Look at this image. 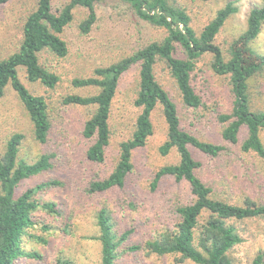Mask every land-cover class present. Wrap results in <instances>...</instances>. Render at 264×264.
Returning a JSON list of instances; mask_svg holds the SVG:
<instances>
[{
    "label": "rangeland",
    "instance_id": "374dc122",
    "mask_svg": "<svg viewBox=\"0 0 264 264\" xmlns=\"http://www.w3.org/2000/svg\"><path fill=\"white\" fill-rule=\"evenodd\" d=\"M70 0H51L53 12H58ZM235 2L238 10L230 15L214 42L224 55L230 42L246 27L248 13L263 0H169L183 8L190 17V25L198 34L214 17L216 11L227 2ZM36 0H12L0 6V59L16 51L22 40V25L34 9ZM96 21L88 33L79 29L86 18L87 9L76 7L72 21L64 28L61 37L67 44L66 55L59 57L47 49L39 52V62L59 80L53 88L39 82H30L24 68H18V76L27 89L43 96L48 103L51 129L45 143L34 138L33 124L16 91L7 85L0 97V157L13 133L24 137L19 146L18 159L33 162L42 153H51L53 167L38 175L23 179L16 188L20 194L25 189L45 180H58L60 185L39 191L41 201L56 203L57 214L44 210L34 213L36 224L29 232L46 238V243L24 236L23 248L36 251L41 259L21 257L13 264H58L57 258L71 260L74 264H100V242L96 238V216L100 208L108 210L113 231L119 236L124 230L131 233L120 245L115 264H195L180 261L178 255H156L145 250L128 251L131 244L143 245L153 240L164 229L174 228L179 220L177 206L193 199L189 184L177 181L172 175L159 179L152 186L156 171L167 164L179 161L175 148L166 155L159 152L167 136L162 107L157 104L151 113L153 133L143 147L132 152L133 168L122 187L92 192L90 183L107 177L119 158V144L130 138L140 107L134 104L138 91L139 64L130 66L119 78L110 108V140L105 148L103 162H92L86 150L92 140L82 136L85 121L95 110L94 105L65 104L69 94L89 96L99 91L94 86H75L74 78L93 75L97 67L117 62L153 41H161L167 30L137 16L133 8L122 0H103L95 3ZM251 46L264 53V23ZM176 57L185 53L177 47ZM210 52L200 55L191 73V84L201 98L197 108L184 105L176 82L166 63L158 60L154 65L156 80L168 92L177 107L181 127L197 138L225 146L217 156H210L189 146L192 156L201 165L197 176L212 189L214 198L230 203L243 204L246 198L264 204V161L253 152H244L240 144L246 135L243 128L237 143L221 137L224 123L218 115L230 112L233 96L228 75L217 74L212 68ZM252 106L264 110V71L250 81ZM264 143V130L260 132ZM40 223L50 229L43 231ZM242 241L229 251L234 262L247 263L258 252H264V216L230 220Z\"/></svg>",
    "mask_w": 264,
    "mask_h": 264
},
{
    "label": "trees",
    "instance_id": "16d2710c",
    "mask_svg": "<svg viewBox=\"0 0 264 264\" xmlns=\"http://www.w3.org/2000/svg\"><path fill=\"white\" fill-rule=\"evenodd\" d=\"M12 0H0V6ZM103 0H70L58 11L53 12L51 0H36L34 9L27 15L22 25V40L16 51L0 59V97L10 85L21 100L33 124L34 138L45 143L51 129L48 103L41 95L31 93L21 82L18 68H24L30 82H39L53 88L59 77L39 62L38 54L47 49L55 55H66L68 48L61 37L64 28L72 21L76 7L87 9V16L80 24L82 33H88L96 21L95 3ZM127 2L137 16L151 24L164 27L167 35L161 41H153L121 58L115 63L94 69L93 75L74 78L75 86H94L99 91L93 95L69 94L63 98L65 104L94 105L95 110L85 121L82 136L92 140L86 150V157L92 162H103L105 148L110 140V108L120 76L133 64H139L138 91L134 104L140 107L134 131L130 138L119 144V158L111 173L101 180L90 183L92 192L122 187L133 168L132 152L146 144L153 133L151 113L160 104L167 124V136L159 152L166 155L175 148L179 161L160 167L154 176L152 186L165 175H172L177 181L189 184L192 201L177 206L179 220L174 228H166L153 240L143 245L131 244L128 251L145 250L156 255H178L180 261L190 260L195 264H264V252H258L249 262L237 263L229 251L242 241L236 227L230 220L264 216V204L246 198L243 204L230 203L214 198L212 189L206 185L195 170L201 163L194 159L189 146H193L210 156H217L225 146L203 141L184 130L176 104L168 92L156 80L154 65L158 60L166 63L174 78L185 106L197 108L200 96L191 84V73L196 59L205 52L213 56L212 68L220 75H228L233 96L230 112L218 115L225 125L221 130L223 140L237 143L240 131L245 128L246 135L240 147L244 152H253L264 161V143L260 132L264 130V110L252 106L250 81L264 71V53L255 50L251 43L257 37L264 23V0L248 13L246 27L233 39L224 57L214 39L227 20L236 13L238 7L229 1L218 9L198 34L190 25V17L183 8L172 5L169 0H122ZM180 47L185 57L174 55ZM21 133H13L6 142L0 157V264H13L18 258L41 259L36 251L23 248V237L46 243L43 236L29 232L36 224L34 213L38 210L57 214L56 203L41 202L37 193L45 188L60 185L58 180H45L16 193L19 183L26 178L38 175L53 167L51 153L40 154L33 162L18 159L19 146L23 139ZM100 242V264H115L120 245L131 233L124 230L119 236L113 231L111 215L100 208L96 216ZM43 231L48 225L40 223ZM58 264H74L71 260L57 258Z\"/></svg>",
    "mask_w": 264,
    "mask_h": 264
}]
</instances>
